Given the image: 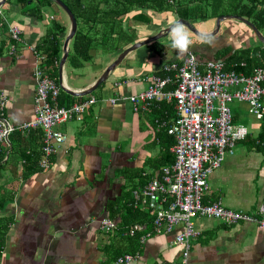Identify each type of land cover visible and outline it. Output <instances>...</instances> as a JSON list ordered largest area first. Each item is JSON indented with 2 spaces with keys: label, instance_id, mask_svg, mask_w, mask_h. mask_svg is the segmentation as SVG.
<instances>
[{
  "label": "crops",
  "instance_id": "obj_1",
  "mask_svg": "<svg viewBox=\"0 0 264 264\" xmlns=\"http://www.w3.org/2000/svg\"><path fill=\"white\" fill-rule=\"evenodd\" d=\"M3 10L16 13L15 24L20 29L21 40L13 42L14 51L9 50L12 43L4 24L12 13L5 15ZM148 13L151 22L134 27L133 42L153 35L167 21L180 18L169 12H162L163 17ZM48 19L65 27L60 34L62 45L68 23L63 17L59 21L51 16ZM47 23L45 18L20 13L5 0L0 5V94L6 98L0 116L11 124L12 132L21 135L12 143L0 170V186L13 190L11 201L4 207V214L11 216V222L4 236L0 264H114L113 254L127 253L125 250L138 254L136 264H178L179 247L172 239L178 226L169 233L151 234L143 243L133 240L135 234L122 236L117 230L105 233L98 226L100 218L108 217L106 208L110 202L117 203L119 208L125 203L127 199L123 202L121 198L123 190L140 185L145 177L158 175L157 162L168 139L159 124L160 120H169L162 110L164 105L160 102L162 108L157 105L134 112L129 97L146 87L150 75H161L165 62L179 57L178 51L169 46L170 39H166L169 33L127 53L109 73L106 84L97 86V94H93L97 88L82 96L69 94L72 96L67 98L69 104L92 101L79 119L73 117L57 125L65 140L50 156L48 167L24 178L21 151L27 152L35 146L39 150L42 144L37 138L40 129L27 131L19 126L34 117L33 65L44 70V55L34 46L45 34L50 25ZM227 33L224 30L221 36L211 37L207 43L196 41L189 51L197 58L200 56L199 60H213L210 57L214 52L225 46L232 51L256 45L251 43V36L242 35L238 45L231 47L225 42ZM95 51L98 54H91L87 60L93 59L90 71L85 76L80 72V80L70 70L67 56L58 78L61 51L56 66L48 67L55 75L48 76L59 88L61 84L76 91L88 88L120 52L103 56L100 50ZM65 103L66 100L60 105H69ZM230 109L233 122L244 126L247 134L237 140L233 153L226 155L220 166L208 174L202 199H219L231 209L259 212L264 198V142L257 138H264V118L255 119L244 102L237 101ZM119 219L118 213L113 220L119 222ZM192 223L198 233L189 240L187 264H264V227L252 222L227 225L209 216L195 217Z\"/></svg>",
  "mask_w": 264,
  "mask_h": 264
},
{
  "label": "built area",
  "instance_id": "obj_2",
  "mask_svg": "<svg viewBox=\"0 0 264 264\" xmlns=\"http://www.w3.org/2000/svg\"><path fill=\"white\" fill-rule=\"evenodd\" d=\"M7 29L13 42L21 40L18 25L13 24ZM9 50L14 51V43ZM174 61L163 67L165 71H173L172 75L152 76L142 93L130 97L135 112L152 102H171L173 99L175 104L173 117L165 123L166 132L173 139L170 147L173 161L162 166L158 175L131 190L133 208L154 211L151 229L142 230L141 224L137 223L129 227L126 234L131 236L140 232L139 242L142 243L151 234L169 233L177 224H182V230L174 231L172 239L179 247L178 264H187L189 240L198 233L192 223L194 216H211L227 225L243 221L264 227V198L259 212L249 213L225 208L219 199H201L207 188L208 174L219 166L225 152L231 153L233 141L244 134L242 127L230 123L229 103L243 100L248 103V112L256 118L264 114V105L260 102V96L264 94V84H261L264 70L256 68L253 73L245 74L232 68L222 69L220 61L198 64L190 51L180 54ZM32 74L36 81L35 118L26 125L41 129L43 157L38 166L46 168V156L54 152L64 137L57 125L72 116L79 119L86 102L68 108L50 106L46 99L53 98L56 89L48 74L38 65L37 68L33 65ZM5 99L0 94V110ZM10 130L11 124L0 120V139ZM98 226L109 233L116 228V222L104 216L99 219ZM137 257L136 252L122 253L112 263L136 264Z\"/></svg>",
  "mask_w": 264,
  "mask_h": 264
},
{
  "label": "trees",
  "instance_id": "obj_3",
  "mask_svg": "<svg viewBox=\"0 0 264 264\" xmlns=\"http://www.w3.org/2000/svg\"><path fill=\"white\" fill-rule=\"evenodd\" d=\"M15 6L20 13L32 15L42 19L41 9L45 4L53 3L51 0H5ZM73 13L76 20V30L70 40V50L67 54V63L72 67H79L84 61L91 57L92 50H100L103 53L116 54L124 46L135 39V28L138 24H149L151 22L150 12H169L177 17L190 22L205 21L208 18H216L218 15L235 14L250 21L260 32L264 28V0H60ZM65 27L57 21H52L47 27L45 34L40 38L39 44L34 46L44 55L43 67L50 77L55 74L48 68L57 64L61 51L60 34L64 33ZM253 36V35H252ZM10 37V36H9ZM198 41V37H194ZM11 43H13L10 38ZM152 42L148 43V45ZM225 46L212 55V59H221L224 69H234L245 74L253 73L257 67L264 66V45H248L229 51ZM201 58L200 56L198 57ZM67 98H72L60 88L56 98L57 104H63ZM162 102V108L159 103ZM159 105L167 119L173 117V103L158 101L152 102L144 110ZM166 107V108H165ZM139 111V110H138ZM136 111V112H138ZM135 112V111H134ZM172 112L171 115L169 113ZM162 119V118H161ZM167 120V121H169ZM158 121V119H156ZM160 120L168 139L163 144V153L159 159V169L173 161V154L168 148L173 144L172 137L166 132V122ZM164 123V124H162ZM40 128H36L38 131ZM41 130V129H40ZM33 132V131H32ZM30 133V132H29ZM41 131L37 132V138L41 139ZM40 136H39V135ZM9 140L5 149L0 148V170L1 164L7 160V153L14 141H18L21 135L18 131H10ZM258 141L264 142L263 136H258ZM15 141V142H16ZM42 158L41 146L39 150L35 146L32 150L21 151L22 171L21 177H28L40 168L39 160ZM158 169V170H159ZM145 177L140 185L130 187L122 191V207L117 203L110 202L107 206L108 217L115 219L119 213V222L116 221L117 234H125L132 225L139 223L143 230L151 228L153 210H141L132 207L130 192L146 182ZM13 190L0 186V253L4 244V236L11 222V216L5 215L4 207L11 201ZM113 230V231H114ZM139 232L135 233L133 240L139 239ZM128 236V235H127ZM133 236V235H132ZM127 253H134L129 250ZM122 253H125L121 251ZM120 253V254H122ZM119 255L113 254V258Z\"/></svg>",
  "mask_w": 264,
  "mask_h": 264
},
{
  "label": "water",
  "instance_id": "obj_4",
  "mask_svg": "<svg viewBox=\"0 0 264 264\" xmlns=\"http://www.w3.org/2000/svg\"><path fill=\"white\" fill-rule=\"evenodd\" d=\"M54 4H56L58 7H60L64 13L67 16V20H68V32L66 33V35L63 38L62 41V45H61V57L59 59L58 62V78L60 77V68L62 63L65 60L66 54H67V42L68 40L72 37V35L75 32L76 29V21H75V17L73 15V13L67 8V6L60 0H51ZM4 2V0H0V5ZM179 20H181V22L185 23L188 28L190 29L191 33L198 37L200 36V31H198L196 28H194L188 21L182 19V18H177ZM224 19H234L237 20L241 23H243L244 25H246L252 32V34L254 35V37L256 38V40H258L261 44H264V35L247 19L239 16V15H231V14H223V15H219L215 18L214 21V27L212 30H210L209 32H206L211 36L215 35L218 30H219V26H220V22ZM176 20V19H175ZM169 28V23L165 24L163 26V28H160L159 30H157L153 35L147 36L146 38L142 39V40H137L133 43H131L129 46L123 48L117 55L116 57L103 69V71L100 73V75L96 78V80L94 81V83L89 86L88 88L81 90L79 92H74L71 90H68L65 87H61L62 90H64L65 92H67L68 94H71L73 96H82V95H86L89 94L90 92H92L100 83H102L106 77L107 74L109 72H111L117 65L118 63L121 61V59L130 51L135 50L136 48H138L141 45H144L150 41L156 40L160 37H164L168 34V31L170 29Z\"/></svg>",
  "mask_w": 264,
  "mask_h": 264
},
{
  "label": "rangeland",
  "instance_id": "obj_5",
  "mask_svg": "<svg viewBox=\"0 0 264 264\" xmlns=\"http://www.w3.org/2000/svg\"><path fill=\"white\" fill-rule=\"evenodd\" d=\"M12 6V5H11ZM13 10V8H12ZM4 14L7 15V14H10L12 13V11H7V10H3ZM16 12V10H15ZM41 13H42V18H45V20L48 22L47 24H50L51 21L48 19L50 16L54 18V20H58L59 21V17H63V19L65 20L66 24L68 23V20H67V16L66 14L64 13V11L58 7L56 4L54 3H48V4H45L42 9H41ZM16 13H12L10 14L9 16L7 15L6 17V21H5V27H9L13 24H15V15ZM45 15V16H44ZM152 17H163V13H157V12H152ZM214 21H215V18L212 19V18H208L207 20L205 21H197V22H190V24L196 28L198 31L200 32H203V31H209V30H212L213 27H214ZM227 30L228 33L226 34V41L225 42H228L229 45H238L239 43V39H242V35L244 36H251V43L253 44H260V42L256 41V39L252 36L250 30L242 23H240L239 21H236L234 19H224L220 22V30L218 31L217 34H215L214 36H212V38H216V37H219L223 34V31L224 30ZM263 34H264V28L262 29L261 31ZM192 34V33H191ZM192 37H193V40H195V36L192 34ZM164 37H160L158 38L157 40L159 39H163ZM166 39H170L169 35L166 37ZM156 41V40H154ZM153 41V42H154ZM169 42V41H168ZM166 43L169 45V43ZM196 43V42H194ZM170 46V45H169ZM232 47V46H231ZM91 54H94V55H97L98 53L95 51V50H92L91 51ZM103 56L106 55V53H103ZM93 62V59L89 62H83V66H79L78 68H73V67H70V70L72 72H74L76 75V80H80V72L83 73V76L86 75V73H88V71H90L89 67L91 66V63ZM78 77V78H77ZM105 82V81H104ZM103 84L105 85L106 82ZM99 91V88H97L96 90L93 91V94H97ZM237 102V101H232L230 102V108L232 107V105ZM246 116L249 117V115L247 114ZM71 122H74L75 121H71ZM143 243V242H142ZM118 255H116L113 259H115Z\"/></svg>",
  "mask_w": 264,
  "mask_h": 264
},
{
  "label": "bare ground",
  "instance_id": "obj_6",
  "mask_svg": "<svg viewBox=\"0 0 264 264\" xmlns=\"http://www.w3.org/2000/svg\"><path fill=\"white\" fill-rule=\"evenodd\" d=\"M231 15H235V14H231ZM177 19V18H176ZM183 19V18H182ZM185 20V19H184ZM76 21V20H75ZM170 21H173V20H170ZM170 21H167L166 22V24H168V23H170ZM187 21V20H186ZM189 23H190V21H188ZM164 26V25H163ZM163 26L161 27V28H163ZM219 29H220V26H219ZM76 30V29H75ZM219 31V30H218ZM209 32V31H208ZM73 36V35H72ZM214 36V35H213ZM212 37V36H211ZM157 40V39H156ZM154 41V40H153ZM150 42H152V41H150ZM150 42H148V43H150ZM148 43H146V44H148ZM146 44H144V45H146ZM141 46H143V45H141ZM140 47V46H139ZM138 47V48H139ZM137 49V48H136ZM68 51H69V48H68V42H67V54H68ZM131 52V51H130ZM129 53V52H128ZM67 54H66V56H67ZM192 55H193V57H194V59L196 60V62L198 63V64H202V63H204L205 61H208V60H211V59H206V60H199L193 53H191ZM125 57V56H124ZM123 57V58H124ZM66 58V57H65ZM122 58V59H123ZM121 59V60H122ZM211 61H218V60H211ZM121 62V61H120ZM119 62V63H120ZM172 62H175L174 60H170V61H168V62H165L164 64H163V67L165 66V65H167V64H169V63H172ZM221 62V61H220ZM118 63V64H119ZM222 63V69H224V64H223V62H221ZM62 65H63V63H62ZM62 65H61V67H62ZM118 66V65H117ZM163 67H162V74L161 75H156V74H154V75H150L149 76V78L147 79L148 80V82H147V85H146V87L142 90V91H140V92H138L137 94H134V95H131L130 97H135V96H137L138 94H140V93H142L146 88H147V86H148V84L150 83V80H151V77L152 76H159V77H163V76H165V74H168V75H172V72L173 71H165L164 69H163ZM37 68V67H36ZM258 68H261V69H263L264 70V68H262V67H258ZM42 69V68H41ZM113 71V70H112ZM111 71V72H112ZM240 73H242L241 71H239ZM60 73H61V68H60ZM110 73V72H109ZM109 73L107 74V77H108V75H109ZM59 78H61V75L59 74ZM107 77H106V79H107ZM49 78V80L53 83V85H54V87H55V89H56V94H55V96L52 98V97H47V99H46V101H47V103L50 105V106H54V107H65V108H68V107H70L71 105H73V104H80V103H85L86 102V106H85V108L88 106V101H83V102H80V103H72V104H69V105H59V104H57L56 103V98H57V96H58V93H59V91H60V88H59V86L50 78V77H48ZM105 79V80H106ZM104 80V81H105ZM103 81V82H104ZM102 82V83H103ZM101 84V83H100ZM99 84V85H100ZM261 84H264V75H263V79H262V81H261ZM98 85V86H99ZM60 87H65V88H67L65 85H63V84H61L60 85ZM97 88V87H96ZM95 88V89H96ZM68 90H70L69 88H67ZM71 91H74V92H79V91H81V90H78V91H76V90H71ZM35 96H36V81H35V95H34V117L31 119V120H29L28 122H30V121H32L34 118H35V105H36V102H35ZM130 97H129V100H130ZM263 97H264V94H262L261 96H260V102H261V104L262 105H264V101H263ZM131 101V100H130ZM233 101H238V100H233ZM232 102V101H231ZM238 102H244V103H246V104H248L246 101H238ZM171 103H173V109H174V104H175V102H174V100L173 99H171ZM4 105H5V102H4V104H3V106L1 107V110L0 111H2L3 110V108H4ZM85 110V109H84ZM144 110V109H143ZM229 111H230V123H231V125L232 126H235V127H242L243 129H244V134H243V136L242 137H240V138H237V139H235L234 141H233V144H232V148H231V153H227V152H225L224 154H223V157H222V160L220 161V164H221V162L223 161V159H224V157L226 156V155H228V154H232L233 153V149H234V145H235V143L237 142V140H239V139H243L245 136H246V134H247V129L244 127V126H242V125H239V124H235L234 122H233V120H232V114H231V109H230V103H229ZM254 116V115H253ZM74 116H72V117H70V118H66V119H64L62 122H64V121H66V120H69V119H71V118H73ZM255 117V116H254ZM264 118V114L260 117V118H256L255 117V119H257V120H262ZM0 120H4L3 119V117H1L0 116ZM28 122H25V123H23V124H21L20 126H19V128L20 129H25V130H27V131H30V130H32V129H35V128H40L39 126H34V127H30V126H28V125H26V123H28ZM10 131H12V130H10ZM10 131L4 136V137H2L1 139H0V148H2V149H4L5 148V146L7 145V142H8V135H9V133H10ZM64 135V137H63V139L55 146V149H54V152H52L51 154H49V155H47L46 156V168L48 167V165H49V158H50V156L51 155H53L56 151H57V149H58V147L62 144V142L65 140V134H63ZM42 151V150H41ZM42 157H43V153H42ZM220 164H219V166H220ZM202 195H203V193L201 194V199H202ZM222 204V203H221ZM223 205V204H222ZM224 206V205H223ZM225 207V206H224ZM225 208H228V207H225ZM228 209H231V208H228ZM231 210H235V209H231ZM235 211H238V210H235ZM239 211H242V212H246V213H249L250 211H244V210H239ZM194 217H204V216H194ZM209 217H211V216H209ZM192 218V217H191ZM191 218H190V221H191ZM214 218V217H213ZM216 219V218H215ZM115 221V220H114ZM116 222V221H115ZM241 222H243V221H239V222H236V223H233L232 225H234V224H237V223H241ZM117 224V223H116ZM255 224V223H254ZM177 226H178V229L176 230V233H178V232H180L181 230H182V224H177ZM259 228H262V227H259ZM143 230V229H142ZM151 236V235H150ZM149 237V236H148ZM146 239V238H145ZM144 239V240H145Z\"/></svg>",
  "mask_w": 264,
  "mask_h": 264
},
{
  "label": "clouds",
  "instance_id": "obj_7",
  "mask_svg": "<svg viewBox=\"0 0 264 264\" xmlns=\"http://www.w3.org/2000/svg\"><path fill=\"white\" fill-rule=\"evenodd\" d=\"M168 31L170 37V47L176 49L179 54L183 55L187 53L190 47L194 44L193 37L188 26L176 19L170 21ZM211 41V37L206 32H201L198 38V42L207 43Z\"/></svg>",
  "mask_w": 264,
  "mask_h": 264
}]
</instances>
